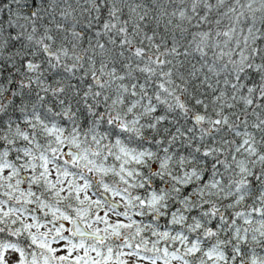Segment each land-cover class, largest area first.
I'll use <instances>...</instances> for the list:
<instances>
[{
	"label": "snow or ice",
	"instance_id": "6c2138e0",
	"mask_svg": "<svg viewBox=\"0 0 264 264\" xmlns=\"http://www.w3.org/2000/svg\"><path fill=\"white\" fill-rule=\"evenodd\" d=\"M0 264H264V0H0Z\"/></svg>",
	"mask_w": 264,
	"mask_h": 264
}]
</instances>
